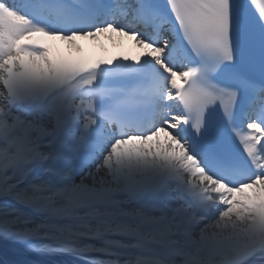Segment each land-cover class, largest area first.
Returning <instances> with one entry per match:
<instances>
[{
    "label": "snow or ice",
    "instance_id": "snow-or-ice-1",
    "mask_svg": "<svg viewBox=\"0 0 264 264\" xmlns=\"http://www.w3.org/2000/svg\"><path fill=\"white\" fill-rule=\"evenodd\" d=\"M0 264H264V0H0Z\"/></svg>",
    "mask_w": 264,
    "mask_h": 264
},
{
    "label": "bare ground",
    "instance_id": "bare-ground-1",
    "mask_svg": "<svg viewBox=\"0 0 264 264\" xmlns=\"http://www.w3.org/2000/svg\"><path fill=\"white\" fill-rule=\"evenodd\" d=\"M79 43L83 46V53H78L75 50H72V56L77 57L79 55H89L93 58L99 57V56H112V47H111V41L110 38L104 37L100 35V37L97 40H91V39H82L79 40ZM64 48L62 53L67 54L68 53V45L66 42H63ZM93 46V48H92Z\"/></svg>",
    "mask_w": 264,
    "mask_h": 264
},
{
    "label": "rangeland",
    "instance_id": "rangeland-1",
    "mask_svg": "<svg viewBox=\"0 0 264 264\" xmlns=\"http://www.w3.org/2000/svg\"><path fill=\"white\" fill-rule=\"evenodd\" d=\"M113 38H116L119 34L116 33V34H111ZM57 47L61 50V52L63 51V45H62V41H56L55 42Z\"/></svg>",
    "mask_w": 264,
    "mask_h": 264
}]
</instances>
